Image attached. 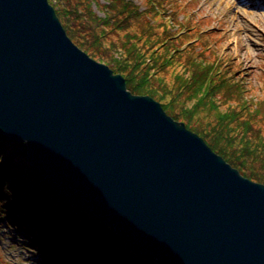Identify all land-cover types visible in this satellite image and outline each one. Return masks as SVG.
<instances>
[{"label": "water", "instance_id": "water-1", "mask_svg": "<svg viewBox=\"0 0 264 264\" xmlns=\"http://www.w3.org/2000/svg\"><path fill=\"white\" fill-rule=\"evenodd\" d=\"M0 135L158 264H264V184L80 50L48 0H0Z\"/></svg>", "mask_w": 264, "mask_h": 264}, {"label": "trees", "instance_id": "trees-1", "mask_svg": "<svg viewBox=\"0 0 264 264\" xmlns=\"http://www.w3.org/2000/svg\"><path fill=\"white\" fill-rule=\"evenodd\" d=\"M142 1L143 9L135 0H48L69 39L120 74L128 91L155 99L242 176L264 184V78L256 88L232 70L219 39L199 35L207 19L180 22L182 13H196L189 0ZM191 26L190 36L179 34ZM25 152L24 143L0 135V229L27 233L43 264H157L61 199ZM0 264H7L1 250Z\"/></svg>", "mask_w": 264, "mask_h": 264}, {"label": "rangeland", "instance_id": "rangeland-1", "mask_svg": "<svg viewBox=\"0 0 264 264\" xmlns=\"http://www.w3.org/2000/svg\"><path fill=\"white\" fill-rule=\"evenodd\" d=\"M135 1L142 9L145 7L142 0ZM189 1L197 14L187 16V20L181 16L180 22L188 24L189 17L193 19L194 16L199 21L204 18L211 22L209 31L202 29L198 31L199 35L210 34L219 39L222 59L233 64L232 70L242 73L245 83L261 87L264 78V0ZM196 30L191 26L186 28L185 34L190 36ZM192 39L199 41L198 36ZM192 39H189V45H193ZM0 250L7 264H42L29 237L15 226L6 225L0 229Z\"/></svg>", "mask_w": 264, "mask_h": 264}, {"label": "bare ground", "instance_id": "bare-ground-1", "mask_svg": "<svg viewBox=\"0 0 264 264\" xmlns=\"http://www.w3.org/2000/svg\"><path fill=\"white\" fill-rule=\"evenodd\" d=\"M248 2L250 1V0H247Z\"/></svg>", "mask_w": 264, "mask_h": 264}]
</instances>
